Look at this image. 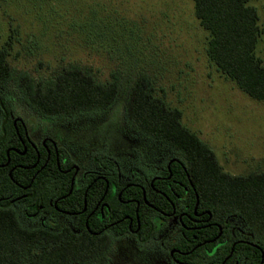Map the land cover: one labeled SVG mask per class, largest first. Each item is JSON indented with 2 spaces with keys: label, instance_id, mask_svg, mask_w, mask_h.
Returning a JSON list of instances; mask_svg holds the SVG:
<instances>
[{
  "label": "trees",
  "instance_id": "obj_1",
  "mask_svg": "<svg viewBox=\"0 0 264 264\" xmlns=\"http://www.w3.org/2000/svg\"><path fill=\"white\" fill-rule=\"evenodd\" d=\"M249 1L193 3L195 17L208 32L209 60L249 97L264 100V63L255 52L261 29ZM6 57L7 51L0 48V85L12 81L27 107L49 121L104 112L117 100L118 72L101 82L87 69L72 64L46 81H35L26 73L17 74ZM0 103L9 113V121L0 131V264H109V248L117 236L128 233L129 218L134 227L139 220L138 232L145 243L155 234L160 219H165L161 213L171 214L173 209L185 213V228L184 236L172 246L189 251L176 257L191 263L220 264L233 247L234 254L247 256L253 264L260 262L259 249L264 252V171L247 175L225 172L213 150L182 124L181 111L155 95L153 81L146 74L132 82L124 112L134 133L166 146L169 170L165 166V178L153 182L160 193L145 183L144 174L123 181L121 162L104 151L92 157L105 170L104 179L95 173L77 185L69 170L73 165L69 154L58 148L57 163L52 150L48 157L43 145L35 149L25 141L18 123L22 143L11 123L10 105L2 96ZM18 209L32 224L44 216L58 223L55 227L25 226ZM194 213L202 218L209 213L214 224L202 225L199 231L190 228L194 223L187 216L194 217ZM60 217L75 218L76 226L59 222ZM232 217L241 224L231 222Z\"/></svg>",
  "mask_w": 264,
  "mask_h": 264
},
{
  "label": "rangeland",
  "instance_id": "obj_2",
  "mask_svg": "<svg viewBox=\"0 0 264 264\" xmlns=\"http://www.w3.org/2000/svg\"><path fill=\"white\" fill-rule=\"evenodd\" d=\"M249 5L259 16L255 52L264 63V0ZM207 39L193 0H0V48L17 74L46 81L72 64L101 82L120 74L109 109L56 123L29 109L12 81L0 85V96L35 144L48 137L69 154L78 168L77 185L82 172L99 170L92 157L103 151L121 162L123 181L142 171L149 178L150 164L166 162V146L134 133L126 121L125 100L140 74L152 79L156 96L181 111L182 124L213 150L225 172L264 171V100L252 99L217 69L207 56ZM17 212L25 226L58 223L43 215L32 224L22 209ZM58 221L76 226L73 217ZM178 232L171 219L145 243L118 237L109 264H174L169 250Z\"/></svg>",
  "mask_w": 264,
  "mask_h": 264
},
{
  "label": "flooded vegetation",
  "instance_id": "obj_3",
  "mask_svg": "<svg viewBox=\"0 0 264 264\" xmlns=\"http://www.w3.org/2000/svg\"><path fill=\"white\" fill-rule=\"evenodd\" d=\"M7 115H9V113H7V110L0 103V131H3L4 130V127H3L4 124L9 121V119L7 118ZM11 123L14 126L17 135L19 134V130H18V123H19V125L21 126V129H22L23 137H24L25 141H27L35 149H37V146L43 145L44 148L47 151L48 157L50 156L51 150H52L55 153V155H56L57 163H59V161H58V147L56 146L55 142H53L48 137H44L40 143L35 144L31 140V138H30V136L28 134L27 127H26L25 123L22 120H20L19 118L14 117L13 116V113L11 114ZM19 139L21 140L22 143H24L23 138L21 136H19ZM8 151L9 150H7V154H8ZM169 164H170V161H168V162L166 161L161 166H158V165H154L153 166V164H150L149 165L150 168L153 169V170H150L149 171V172H151V174L149 175V178L148 177H145V183L147 184L149 182L150 187L156 193H160V191L154 188L153 182L156 179L165 178L164 175H162V174H163V172L165 170V166L169 170ZM71 169L73 170V173H74L73 179H77V177H76L77 176L76 175L77 174V169H78L77 166L73 164V165H71V167L69 168V170H71ZM95 173L97 174V178L104 179L103 174L105 173V170L101 166H99V170L98 171H86V172H82V174L80 176V179H81V181H83V179H85L89 175H93ZM143 174H145L144 171H142V173L140 175H143ZM118 177L120 178V173H118ZM130 179H132V178H129L128 180H126V182L129 181ZM108 187H109V185L107 184L106 185L105 192H107ZM144 194H145V189L143 191V196H145ZM144 200H145V197H144ZM146 204H147V206H149L150 208H152L154 210V207L151 204H149V203H146ZM102 208L103 207H101V209ZM161 214L163 216H165V219H160L159 224L165 223V222H169L171 219H175L176 225H177V227L179 229L177 238L179 239L180 237L184 236L183 235V232H182V228H185L184 227V223H183V217H184L185 213H183L182 210L179 213H176V210L173 209V211H172L171 214L170 213H165V212H162ZM207 215H208L207 218H202V215L197 214V213H194V217L187 216L194 223V225L193 226H190V228H193V229L199 231L200 228L202 227V225H204V226H211L212 224H214V223H212V222L209 221L210 220V214L208 213ZM128 221H129L128 222V233L126 235H124V236L132 235V236H134V239L137 242L143 243L144 240L141 239V236L139 235V232H138L139 229H140V222H139V220L138 219L136 220L135 227L133 226V220H132V218H129ZM230 221L233 222V217L230 218ZM219 228H221V227H219ZM220 233H221V231H220ZM239 234L242 235L243 237L245 236V234H244L243 231H240ZM118 237H123V236H117V238ZM151 237L152 236H150L149 239L146 240V242L149 241L151 239ZM213 240H215V239H213ZM244 241L246 243H249L247 240H244ZM173 244H174V242L172 243V245ZM172 245H171L170 250H169V256H170L171 261L174 264H200V263H191V262H188V261H183L180 258L176 257V255H179L180 257L185 256V255H187L189 253V251L179 250L178 248H175ZM197 245H200V244H197ZM259 251L261 253V258H260V262L258 264H264V252L261 249H259ZM209 254L212 256V251ZM207 264H217V263L209 262ZM220 264H253V263L250 261V259L247 256H241L240 257V256L234 254L233 247H232L231 250H230V252H229V254L223 259V261Z\"/></svg>",
  "mask_w": 264,
  "mask_h": 264
}]
</instances>
